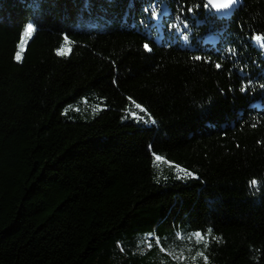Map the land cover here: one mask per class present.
I'll return each mask as SVG.
<instances>
[{"label":"trees","instance_id":"obj_1","mask_svg":"<svg viewBox=\"0 0 264 264\" xmlns=\"http://www.w3.org/2000/svg\"><path fill=\"white\" fill-rule=\"evenodd\" d=\"M254 35L264 0H0V264H264Z\"/></svg>","mask_w":264,"mask_h":264},{"label":"snow or ice","instance_id":"obj_2","mask_svg":"<svg viewBox=\"0 0 264 264\" xmlns=\"http://www.w3.org/2000/svg\"><path fill=\"white\" fill-rule=\"evenodd\" d=\"M236 3H238V0H205V7L206 8H213V9H216V10H222V9H229L231 6L235 5ZM183 11L184 9H180V15H177L176 19L177 20H181V15L183 14ZM194 11V8H187V12L189 13H192ZM151 16L153 18H155L157 16V10L155 8L152 9L151 11ZM170 27H173V28H176L178 27L177 24H172L170 25ZM184 27H187V25L185 24ZM34 31V28H33V25L32 24H29L27 25V27L25 28V31H24V35L25 36H28L30 35L32 32ZM185 39H187V37L185 36L184 37ZM253 39L262 47L264 48V35H254L253 36ZM144 48L146 51H150V47L149 45L146 43L144 45ZM234 52V50H232ZM70 52V48L68 46V41L67 39H65V42H64V46L61 47L60 49L57 50V55L59 56H65V55H68ZM20 52H17L16 56H15V59L17 61L20 60ZM194 59L196 60H200L202 59L201 57L197 56V57H194ZM217 68L220 67V64H217L216 65ZM262 87H264V85H262ZM241 91H245V88L242 87L241 88ZM135 108L139 110L140 113H144L146 116H148V119L149 120H152L151 116L148 114L147 110L142 107L140 104H135ZM99 107L97 106V108L94 109V111H99ZM131 115L133 117H136L137 116V113L136 112H132ZM141 119L143 117H140ZM153 123H155L154 120H152ZM255 126V125H254ZM161 157L159 155H156L154 157V160L155 161H161ZM181 172L184 173L185 176H192L193 174L189 171H186L184 169H180ZM258 184V181L253 179L249 182V185L250 187H256ZM211 237V230H209V232L207 234H202L201 232H195L191 237H189L188 239H195L196 243L199 244V243H203L204 245V248L207 249L208 247V243H209V239ZM211 239H216L217 242H219V238L218 237H211ZM157 243H159V241H157ZM148 247H151V245L149 244ZM161 251H163V249H161ZM197 256H202L204 258V261H205V264H208V258L207 256L204 255L203 252H198L197 253ZM181 259L183 258L182 256L180 257ZM193 260H195V257H193Z\"/></svg>","mask_w":264,"mask_h":264},{"label":"rangeland","instance_id":"obj_3","mask_svg":"<svg viewBox=\"0 0 264 264\" xmlns=\"http://www.w3.org/2000/svg\"><path fill=\"white\" fill-rule=\"evenodd\" d=\"M255 45L261 48V46L255 41ZM25 48V40L20 44V50H24ZM161 161H158V163H161ZM170 165L169 163H166ZM177 174H184L182 173L179 169H176ZM189 237H186L185 240L180 239L178 237V240L182 241V244H175V245H170L167 248H163L162 252H165L167 255L172 256L174 259L183 262V261H190L191 258H193L192 251L195 249V246H197V243L195 239H188ZM183 257L182 259L180 257ZM190 263V262H189Z\"/></svg>","mask_w":264,"mask_h":264},{"label":"water","instance_id":"obj_4","mask_svg":"<svg viewBox=\"0 0 264 264\" xmlns=\"http://www.w3.org/2000/svg\"><path fill=\"white\" fill-rule=\"evenodd\" d=\"M240 4V0H238V3H236L235 5L231 6L229 9H222V10H216L213 8H207L209 11L213 12L214 15H216L219 18H225V17H229L234 10L239 6Z\"/></svg>","mask_w":264,"mask_h":264}]
</instances>
